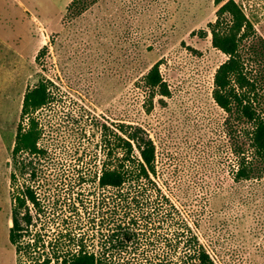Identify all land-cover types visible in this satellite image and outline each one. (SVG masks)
Instances as JSON below:
<instances>
[{
  "label": "rangeland",
  "instance_id": "obj_1",
  "mask_svg": "<svg viewBox=\"0 0 264 264\" xmlns=\"http://www.w3.org/2000/svg\"><path fill=\"white\" fill-rule=\"evenodd\" d=\"M70 1L0 0V264L15 263L7 245L10 193L28 182L17 169L12 188L9 182L16 126L27 122L22 96L41 78L51 101L32 117L46 154L30 158L33 185L56 224L63 219L90 235L106 219L99 202L109 195L96 183L100 126L132 122L155 144L162 190L197 224L215 261L264 264V171L234 178L235 138L211 96L214 70L226 58L208 32L214 0H97L75 18L66 11ZM237 1L264 38V0ZM155 62L169 94L148 107L141 76Z\"/></svg>",
  "mask_w": 264,
  "mask_h": 264
},
{
  "label": "trees",
  "instance_id": "obj_2",
  "mask_svg": "<svg viewBox=\"0 0 264 264\" xmlns=\"http://www.w3.org/2000/svg\"><path fill=\"white\" fill-rule=\"evenodd\" d=\"M96 1L71 0L66 11L75 18ZM214 3L217 8L208 32L211 45L226 58L214 70L211 96L226 113L224 123L235 138L234 178H257L264 171V38L256 33L240 1ZM199 33L205 36L207 30ZM141 81L148 107L155 95L169 94L158 62L143 73ZM49 84L41 78L24 92L19 115L27 122H18L10 152V187L16 180L14 169L28 173V182L10 193L7 245L14 264H219L202 242L197 224L162 190L155 144L137 123L100 126L104 159L96 183L100 193L106 190L109 196L100 197L108 215L99 221L97 231L74 232L65 220L56 224L47 216L33 185L37 166L30 157L41 159L46 154L32 114L51 101ZM17 154L26 157L17 161Z\"/></svg>",
  "mask_w": 264,
  "mask_h": 264
}]
</instances>
